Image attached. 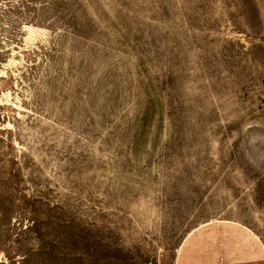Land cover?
Returning <instances> with one entry per match:
<instances>
[{
  "label": "rangeland",
  "instance_id": "rangeland-1",
  "mask_svg": "<svg viewBox=\"0 0 264 264\" xmlns=\"http://www.w3.org/2000/svg\"><path fill=\"white\" fill-rule=\"evenodd\" d=\"M0 264H264V0H0Z\"/></svg>",
  "mask_w": 264,
  "mask_h": 264
}]
</instances>
